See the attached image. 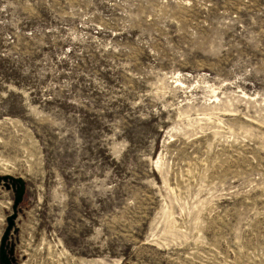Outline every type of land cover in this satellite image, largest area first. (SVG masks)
<instances>
[{"label":"rangeland","instance_id":"374dc122","mask_svg":"<svg viewBox=\"0 0 264 264\" xmlns=\"http://www.w3.org/2000/svg\"><path fill=\"white\" fill-rule=\"evenodd\" d=\"M3 176L13 264H264V0H0Z\"/></svg>","mask_w":264,"mask_h":264},{"label":"water","instance_id":"95a60500","mask_svg":"<svg viewBox=\"0 0 264 264\" xmlns=\"http://www.w3.org/2000/svg\"><path fill=\"white\" fill-rule=\"evenodd\" d=\"M1 181H5V182L10 181L12 184V187L16 188V196L14 198V203L12 207L13 212L7 217V226L4 230V233L1 238V243H0V263L1 264H13L8 254L7 245H8V240H9L11 231L15 226V220L18 216L19 205L23 201V198H24L26 185L23 179L19 177L3 176V177H0V182Z\"/></svg>","mask_w":264,"mask_h":264}]
</instances>
